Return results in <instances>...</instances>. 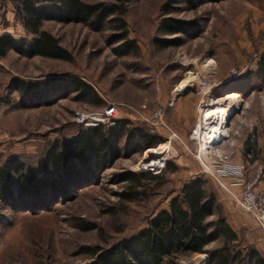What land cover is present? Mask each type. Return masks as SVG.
Masks as SVG:
<instances>
[{"label":"rangeland","instance_id":"1","mask_svg":"<svg viewBox=\"0 0 264 264\" xmlns=\"http://www.w3.org/2000/svg\"><path fill=\"white\" fill-rule=\"evenodd\" d=\"M86 1L113 3V0ZM122 2L127 7L124 18L129 34L138 44L137 53L117 54L107 42L110 30L98 31L87 24L46 20L42 28L58 37L60 44L70 51V58L27 57L12 50L0 58V166L8 158L18 156L28 174H42L49 146L72 138L85 128L76 122V112H102L109 103L120 104L117 125L152 136L156 145L165 144L148 152L122 156L99 175L98 181L83 186L76 184L61 194L47 190L33 197L0 198V264H84L92 259L87 247L106 248L146 229L153 215L169 209L171 198L185 182L195 179L212 190L222 188L206 164L214 163L215 152L211 153L214 144L232 135L229 123L234 119L245 121L246 117L235 114L234 110L228 114L223 135L214 143L206 141L210 132L206 113L218 107L215 101L224 95L220 88L229 94L224 98L233 97L236 109H240L244 95L238 90H247L250 82L254 87L262 86V80L254 77V73L259 72L264 57V0L206 1L194 9L177 4L169 15L197 19L200 29L184 37L182 44L168 47L155 42L165 36L160 22L168 0ZM4 33L35 38L18 16L14 0H0V35ZM63 74L83 79L97 96L83 99L73 92L59 94L50 104L20 105L21 95L12 86L15 77L37 81ZM248 74L253 78L245 79ZM190 75L199 76L193 79L191 88L177 90ZM203 77L211 85L200 90L196 80ZM174 90L182 96L194 91L203 101V107L206 105L202 120L193 131V136L198 137L195 140H180L166 126L153 131L144 120L156 106L163 105L166 110L169 105L165 99ZM119 121L134 126L128 127ZM202 150L208 157L201 156ZM166 161L177 163L180 169L168 173V183L155 189V193L134 201L118 196L129 183H113L112 174L122 170L159 173ZM157 181L148 178L142 184L155 187ZM222 245L223 240H217L206 249L214 250ZM235 246L234 250L241 249L247 254L243 242ZM175 258L176 264H215L209 261V253L205 251L179 254ZM237 262L251 264L246 260Z\"/></svg>","mask_w":264,"mask_h":264},{"label":"trees","instance_id":"2","mask_svg":"<svg viewBox=\"0 0 264 264\" xmlns=\"http://www.w3.org/2000/svg\"><path fill=\"white\" fill-rule=\"evenodd\" d=\"M14 1L18 16L26 30L34 34L35 38L1 34L0 58L11 50L27 57L40 55L55 59L70 58V51L60 44L58 37L42 28L43 21L46 20L87 24L98 31L110 30L107 42L114 46L117 54L129 55L139 51L136 40L129 34L128 23L124 18L127 7L122 0H113V3L86 0ZM206 1L217 0H168L160 22L165 36L158 37L156 44L161 47L180 45L184 42V37L194 35L200 29L197 19H184L169 14L177 4H187L194 9ZM259 73L264 82V57L260 62ZM12 81L13 89L18 90L21 95L22 107L50 104L59 94L75 92L83 99L97 96L89 83L73 75L63 74L37 81L15 77ZM119 123L134 126L133 123ZM155 145L152 136L136 128L122 125L83 128L72 138L55 141L49 146L42 174H28L24 162L18 156L5 160L0 166V198L8 199L15 195L33 197L47 190L64 193L76 184L83 186L98 181L99 175L113 166L118 158L137 151L154 150L159 146ZM179 169L177 163L166 161L159 173L151 170L141 173L122 170L112 174L111 181L116 184L129 183L127 188L117 194L124 200L134 201L141 197L148 198L151 193H155V189L168 183V173H175ZM148 178L157 179V185L146 187L142 184ZM208 191L209 194L205 193L206 186L195 179L185 182L177 195L171 198L169 209L153 215L146 229L123 237L106 248L87 247L92 259L84 264H176L175 255L197 251L209 253V261L215 264L244 262L246 255H243L242 250H234L235 244L242 242V239L217 207L216 193L210 187ZM87 228L84 226V229ZM217 240H223L222 247L206 249L209 243ZM245 248L250 252L247 261L252 263L255 250L247 245ZM256 262L260 263L259 260Z\"/></svg>","mask_w":264,"mask_h":264},{"label":"crops","instance_id":"3","mask_svg":"<svg viewBox=\"0 0 264 264\" xmlns=\"http://www.w3.org/2000/svg\"><path fill=\"white\" fill-rule=\"evenodd\" d=\"M254 74L257 79H263L261 73ZM196 77L199 76L196 75ZM251 78H253V75L249 74L245 77V79ZM194 81L192 80L188 88H191ZM197 81L199 86V80ZM261 83V87H254V84L250 82L247 90H238L244 95L240 109H236L237 103L232 99L233 97L224 100L223 104H226V108L230 113L234 110L235 114L241 113L246 118L245 121L235 122L234 119L229 123V130L232 135L221 138L219 139L221 141L214 144L213 151H211V153L215 152V157L212 161L214 163L210 164V166L206 164L207 168L221 179L222 188L220 190L212 187V191L216 193L215 201L217 207L222 210L233 230L239 234L242 242L255 250L251 264H264L262 263L264 262V232L254 216L236 203L231 192L240 195L242 190L237 181L240 179L249 181L257 177L259 180L257 188L264 189V82L261 81ZM220 89L224 92V95L218 98L226 97L225 94H228L226 93L227 90L225 91L224 88ZM179 91L174 90V93L170 94L167 100L165 99L169 105L164 115L166 127L180 140H195L198 137L193 136V131L199 126L202 120V110L206 108V105L203 107V101L197 98L194 91L184 96ZM239 96L241 95L239 94ZM205 127L206 123L204 122L203 128ZM202 141L203 139L200 142ZM201 153V156L204 157L206 155L208 157L206 151L202 150ZM225 167L231 171L224 173ZM208 189L207 187L206 191ZM243 255H246L245 260L247 261L250 257L249 250H247V254L243 253ZM256 260H259L260 263L256 262ZM234 264H238V262Z\"/></svg>","mask_w":264,"mask_h":264},{"label":"built area","instance_id":"4","mask_svg":"<svg viewBox=\"0 0 264 264\" xmlns=\"http://www.w3.org/2000/svg\"><path fill=\"white\" fill-rule=\"evenodd\" d=\"M210 85L211 84L208 79H206L205 77L200 78V90H203ZM143 108L146 109V106H144ZM120 113V104L109 103L102 112L85 113L83 111H77L76 122L80 123L85 128L101 125L113 126L117 125ZM164 114L165 107L163 105L156 106L150 111L149 114L146 115V117H144V120H147L149 122L153 131H156L161 126H166ZM164 166L165 163L159 170H162ZM227 171L230 172L231 170L229 168H226L224 173H228ZM217 180L219 181V183L221 182V179L218 177ZM258 181V177L249 181L240 179L239 181H237V183L241 187V194L237 195L233 192H231V194L238 205H240L248 213H251L254 216L264 232V189L257 188Z\"/></svg>","mask_w":264,"mask_h":264},{"label":"bare ground","instance_id":"5","mask_svg":"<svg viewBox=\"0 0 264 264\" xmlns=\"http://www.w3.org/2000/svg\"><path fill=\"white\" fill-rule=\"evenodd\" d=\"M194 78H196V76L190 75V77L187 80H185L183 84L181 85V87H179V89L177 90L182 91L183 89L189 87L190 82ZM227 99L229 98H219L218 100L215 101L218 107L217 108L214 107L211 109L210 112L206 113L207 118L210 119V121L207 123V126H209V129H210V132L206 138V141L207 140L213 141L215 143L217 139L223 135V125H224V122L228 120L227 115L230 114V111L226 108V106H224L225 104H223V102H225L224 100H227ZM202 112L204 111L202 110ZM151 153L152 152H149V154ZM191 264H197V262H194Z\"/></svg>","mask_w":264,"mask_h":264}]
</instances>
